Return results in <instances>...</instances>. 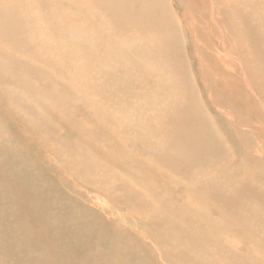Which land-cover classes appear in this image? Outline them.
I'll return each instance as SVG.
<instances>
[{"label": "bare ground", "instance_id": "obj_1", "mask_svg": "<svg viewBox=\"0 0 264 264\" xmlns=\"http://www.w3.org/2000/svg\"><path fill=\"white\" fill-rule=\"evenodd\" d=\"M229 5L0 0V264H264V62Z\"/></svg>", "mask_w": 264, "mask_h": 264}, {"label": "rangeland", "instance_id": "obj_2", "mask_svg": "<svg viewBox=\"0 0 264 264\" xmlns=\"http://www.w3.org/2000/svg\"><path fill=\"white\" fill-rule=\"evenodd\" d=\"M199 1V0H197ZM227 3H230L229 6L233 7V9L231 8V10L226 11V14L228 15V18L230 20V22L235 21L236 19V13L237 16L239 17L238 21L235 22V24L237 26H239L241 29H244L242 32V35L238 38L239 41L241 42L242 40V44L244 47H242L240 49L242 55H241V59L242 62L245 61L246 66L248 65V67L252 64V66H250V69L253 71L256 68H258L260 66V64H262L264 62V0H224ZM256 5V6H255ZM254 8V9H253ZM259 10V11H258ZM183 11V9H182ZM242 11H245L249 18L252 19L254 18V21H252V23H244L241 22L242 21ZM229 12V13H228ZM258 12V13H257ZM204 15L203 18H201V15ZM261 13V14H259ZM234 15V16H233ZM208 16V12L207 10L203 9L200 17H196V22H202L203 19H207L206 17ZM231 17V18H230ZM253 17V18H252ZM262 20H261V19ZM209 19V18H208ZM259 19V20H258ZM229 20L227 22H229ZM232 20V21H231ZM261 20V21H260ZM225 24V23H224ZM256 26H255V25ZM254 29V30H253ZM261 31V33H260ZM257 32V33H256ZM259 34V35H258ZM245 35V36H244ZM255 35V36H254ZM244 39H243V38ZM253 38V40H252ZM255 38V40H254ZM228 39H232L229 38ZM257 41V42H256ZM251 42V43H249ZM260 43V44H258ZM247 44V46H245ZM251 44V45H250ZM259 45H260V50H259ZM262 45V46H261ZM250 46V47H248ZM252 46V47H251ZM254 46V47H253ZM256 46V47H255ZM249 49V53H248V49ZM258 47V49H256ZM251 49V50H250ZM255 49V50H254ZM257 53L255 54L254 51ZM259 50V51H258ZM245 51V52H244ZM231 53V52H230ZM216 56H222L220 53H217L216 51ZM233 54V53H231ZM250 55V56H249ZM211 55H209L208 57H210ZM245 56V57H244ZM252 57V59H251ZM260 57V58H259ZM245 58V59H243ZM244 60V61H243ZM250 61V62H249ZM252 61V62H251ZM260 61V62H259ZM248 62V63H247ZM244 63V64H245ZM254 66V67H253ZM258 66V67H257ZM193 80V79H192ZM234 81H231L230 84H227L225 82H221V98L226 101L227 99V103L229 104V109L230 111H232L231 113L228 114L229 118H231L234 122V119H238L240 118L239 116H243L245 115L246 118L250 117L252 114L251 112L254 111V106H255V98L251 97L246 99L247 97H241L239 95V92L234 88ZM225 83V84H224ZM223 87V88H222ZM226 89V90H223ZM260 88H258L259 90ZM237 93V94H236ZM235 94V95H234ZM224 96V97H223ZM253 98V99H252ZM264 98V96H263ZM187 100V98H186ZM252 100V101H251ZM254 100V101H253ZM235 101V102H234ZM185 102L184 100H182V103ZM235 103V105L237 106V108L239 110H234L232 108H230V105ZM253 103V104H252ZM252 106V107H251ZM251 107V108H250ZM248 108V109H247ZM248 110V111H247ZM215 112V109L212 108V113ZM246 112V113H245ZM248 112V113H247ZM248 114V115H247ZM213 119L215 120L216 118L212 115ZM233 124V123H232ZM245 128L242 126L238 127V131L242 132ZM223 132V131H221ZM247 135V134H246ZM250 136H252L250 134ZM253 138L250 141H244L248 146L250 143L253 142ZM246 148H249L247 146H245Z\"/></svg>", "mask_w": 264, "mask_h": 264}]
</instances>
